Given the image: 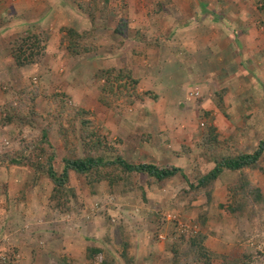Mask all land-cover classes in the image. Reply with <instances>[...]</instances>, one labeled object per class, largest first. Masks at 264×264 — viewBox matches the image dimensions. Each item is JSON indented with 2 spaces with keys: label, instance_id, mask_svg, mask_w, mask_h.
<instances>
[{
  "label": "rangeland",
  "instance_id": "rangeland-1",
  "mask_svg": "<svg viewBox=\"0 0 264 264\" xmlns=\"http://www.w3.org/2000/svg\"><path fill=\"white\" fill-rule=\"evenodd\" d=\"M183 1L191 4L0 0V264H192L191 258L177 261L173 250L190 251L199 232L215 264H264V153L253 166L225 170L202 188L181 174L163 180L122 174L112 182L113 171L110 180L71 171L74 197L66 211L52 198L55 185L46 171L37 170L51 155L61 172L65 158L89 153L87 126L93 154L181 165L193 182L217 161L257 149L264 123L215 120L212 106L196 103L179 105L173 120L165 115L169 106L153 97L175 85L168 68L181 73L153 44L169 32L173 9ZM70 15L77 19L69 21ZM75 21L79 36L72 40L67 30ZM71 40L81 51L70 52ZM22 41L25 63L19 64L13 53ZM190 50L172 56L185 63V72L196 69ZM118 71L140 80L132 96L109 92L107 75ZM17 195L23 202H11Z\"/></svg>",
  "mask_w": 264,
  "mask_h": 264
},
{
  "label": "crops",
  "instance_id": "crops-1",
  "mask_svg": "<svg viewBox=\"0 0 264 264\" xmlns=\"http://www.w3.org/2000/svg\"><path fill=\"white\" fill-rule=\"evenodd\" d=\"M181 3L185 4H179L180 7L173 9L175 16L169 19V32L163 35L164 38L159 44H153L163 57H169V62L181 73L175 75L168 72L170 69L168 68V78L174 81L175 85L171 86L170 94L166 95L154 90L156 95L154 94L153 97L169 106L165 115L173 120L179 119L177 115L182 111L183 104L196 103L201 107L212 106L210 114L217 115L215 120L239 121L249 118V121H260L259 125L263 126L264 6L262 2L191 0L190 5L184 1ZM73 8L79 13L84 11L79 5H73ZM179 8L184 9L185 17L182 9L179 11ZM188 11L189 13L193 11L195 17H189ZM88 16L91 20L90 15ZM72 18L77 19L70 15L69 21L72 22ZM76 24L75 21L73 23L75 29ZM190 42L195 43L191 50L188 45ZM185 50H190L196 59L194 72H185V63L181 64L180 61L174 63L175 60H172V56L187 55L188 52ZM132 54L136 55L133 52ZM156 79L159 82L165 81L163 76H156ZM149 92L152 94L151 91ZM171 114L177 117H172ZM18 183L23 184V181L19 179ZM18 196L20 195L11 202L17 204L23 202L22 196L21 201H18Z\"/></svg>",
  "mask_w": 264,
  "mask_h": 264
},
{
  "label": "trees",
  "instance_id": "trees-1",
  "mask_svg": "<svg viewBox=\"0 0 264 264\" xmlns=\"http://www.w3.org/2000/svg\"><path fill=\"white\" fill-rule=\"evenodd\" d=\"M67 31V36L69 37V39L74 40L75 36H79L76 32L77 30L72 27ZM27 38L31 39L29 37H26L25 39ZM72 40L69 44L70 52L78 53L79 51H81V48L79 45H74ZM24 44L25 43L22 41L19 51L14 50L15 52L13 53V57L19 62V64L25 63L22 61L20 53L21 51H24V49L21 48ZM39 44L40 43L33 44L32 50L34 51ZM41 48L44 47H40L39 49ZM28 50H31L29 46L26 47V51ZM107 77L112 83V85L108 87V90L111 94L114 95L121 94L123 96L127 95L128 97L132 96L134 94L133 92L135 91L136 86L139 83V80L132 78L129 71H118V73H112L110 75H107ZM115 83L120 84L117 86V89H115ZM84 112V109L79 110V114L81 113V115H84ZM87 124H89V120H84V126H86ZM84 130L87 131L85 141L89 148V153H86V155L83 157L73 159L65 158L63 161L64 167L61 172H59L60 170H58L57 166H55V159L52 155L46 160V162H41L37 166V170H45L48 177L53 181L55 187L52 198L56 200L57 206L60 207L63 211H66V209L69 208V201L71 197H74L72 196V189L68 188L70 183L71 171L89 176L91 179H98V177L103 179V177H105V179L107 178L108 180H110L109 175L111 171H113V180H111L112 182L121 178L122 174H148L149 176H152L157 180H163L166 178H171L177 174H181L184 176V178H186L191 187L202 188L216 181V179L220 177V175L225 170L235 172L242 170L244 167L253 166L259 161L264 153L263 138L262 140H260L257 149L253 153H242L238 156L223 158L220 161H217L215 167H213L208 173L196 174V182H193L191 181L184 167L181 165L171 164L167 165V167H161L155 163H132L125 160L122 156L107 158L105 160L102 153H92L94 144L93 141H90V138L93 137V132L90 131L88 126L85 127ZM206 240V235L202 232H199L197 236L192 240V243L189 244L191 252L189 250L185 251L184 249H180L178 246L174 248L173 251L175 259L177 261H180L184 258H191L192 264H215V252L208 247V245L206 244ZM224 263H228L227 259L224 260Z\"/></svg>",
  "mask_w": 264,
  "mask_h": 264
}]
</instances>
